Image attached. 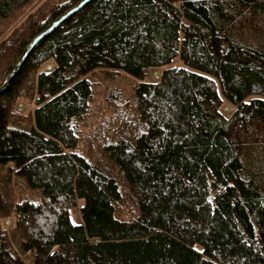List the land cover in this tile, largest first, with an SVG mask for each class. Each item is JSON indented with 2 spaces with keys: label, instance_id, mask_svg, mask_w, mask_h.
Returning <instances> with one entry per match:
<instances>
[{
  "label": "trees",
  "instance_id": "obj_1",
  "mask_svg": "<svg viewBox=\"0 0 264 264\" xmlns=\"http://www.w3.org/2000/svg\"><path fill=\"white\" fill-rule=\"evenodd\" d=\"M79 1L0 0V86ZM0 264H264V0H89L38 41L0 92Z\"/></svg>",
  "mask_w": 264,
  "mask_h": 264
},
{
  "label": "rangeland",
  "instance_id": "obj_2",
  "mask_svg": "<svg viewBox=\"0 0 264 264\" xmlns=\"http://www.w3.org/2000/svg\"><path fill=\"white\" fill-rule=\"evenodd\" d=\"M48 63V61L46 62ZM46 63L42 66V70L43 71H48V70H51L53 67H54V63L52 65V67L50 69H46L45 68V65ZM153 70H156V69H152L148 72V75H147V78L148 80L150 81H155L157 80L158 78V75H159V69L158 70V74H157V77L154 78L152 73L154 74V71ZM113 71L111 69H105V68H99V69H94L93 71H91L90 73H86V74H81L80 76H86L88 78H91L93 80H96L98 81L101 85H103L104 83L102 81H104L106 78L109 77V75L112 73ZM118 72V73H117ZM152 72V73H151ZM117 74V77H116V81L119 82L121 80H130V81H134V77L131 76L130 74L122 71V70H119V71H116L115 72V75ZM20 106L22 108H20ZM234 107L224 103L221 107H220V110L222 113H224L225 115H228L232 109ZM15 110L17 112H21V113H25L27 110H29V106L26 105L24 102H18L15 106ZM11 165H13L12 163H9ZM9 178V181L16 187H20V181L18 180V177L14 174V173H11L9 174L8 176ZM71 215H72V218L75 222H79V215H78V210L74 209L72 212H71ZM9 221V223H7ZM12 225V219L11 218H6L3 220L2 222V226L4 227V229H9Z\"/></svg>",
  "mask_w": 264,
  "mask_h": 264
},
{
  "label": "water",
  "instance_id": "obj_3",
  "mask_svg": "<svg viewBox=\"0 0 264 264\" xmlns=\"http://www.w3.org/2000/svg\"><path fill=\"white\" fill-rule=\"evenodd\" d=\"M89 0H80L75 5L71 6L69 9L55 17L52 21H50L39 33H37L31 40L27 43V45L22 49L19 54L16 62L8 71L3 84L0 86V92L5 89L9 80L17 73L24 60L29 55L30 51L33 49L35 44L43 39L52 29H54L57 25L66 20L69 16H71L74 12H76L80 7L86 4Z\"/></svg>",
  "mask_w": 264,
  "mask_h": 264
},
{
  "label": "bare ground",
  "instance_id": "obj_4",
  "mask_svg": "<svg viewBox=\"0 0 264 264\" xmlns=\"http://www.w3.org/2000/svg\"><path fill=\"white\" fill-rule=\"evenodd\" d=\"M52 65H53V63L51 61H48V63H46V65H45V68L50 69L52 67ZM153 71H154V74L152 72L151 73H152L153 77L156 78L157 74H158V70H153ZM20 108H22V107L20 106ZM7 223H9V221Z\"/></svg>",
  "mask_w": 264,
  "mask_h": 264
}]
</instances>
